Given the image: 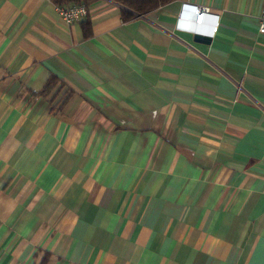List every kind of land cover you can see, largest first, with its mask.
I'll list each match as a JSON object with an SVG mask.
<instances>
[{
  "label": "crops",
  "instance_id": "crops-1",
  "mask_svg": "<svg viewBox=\"0 0 264 264\" xmlns=\"http://www.w3.org/2000/svg\"><path fill=\"white\" fill-rule=\"evenodd\" d=\"M263 5L0 0V264H264Z\"/></svg>",
  "mask_w": 264,
  "mask_h": 264
},
{
  "label": "trees",
  "instance_id": "trees-1",
  "mask_svg": "<svg viewBox=\"0 0 264 264\" xmlns=\"http://www.w3.org/2000/svg\"><path fill=\"white\" fill-rule=\"evenodd\" d=\"M95 0H53L56 5L66 6L71 4L90 5ZM126 8L123 15L125 19H130L135 14H146L174 0H114Z\"/></svg>",
  "mask_w": 264,
  "mask_h": 264
},
{
  "label": "built area",
  "instance_id": "built-area-1",
  "mask_svg": "<svg viewBox=\"0 0 264 264\" xmlns=\"http://www.w3.org/2000/svg\"><path fill=\"white\" fill-rule=\"evenodd\" d=\"M59 11L61 12L64 21L67 24H72L78 22L87 17L89 6L86 4H71L66 6L57 5ZM207 6H198L196 9V19L198 22H202L205 12L208 11ZM259 24L260 32L264 33V5L259 14Z\"/></svg>",
  "mask_w": 264,
  "mask_h": 264
},
{
  "label": "water",
  "instance_id": "water-1",
  "mask_svg": "<svg viewBox=\"0 0 264 264\" xmlns=\"http://www.w3.org/2000/svg\"><path fill=\"white\" fill-rule=\"evenodd\" d=\"M197 39L198 40H202V41H209L210 40V38L208 36H204V35H201V34L197 35Z\"/></svg>",
  "mask_w": 264,
  "mask_h": 264
}]
</instances>
